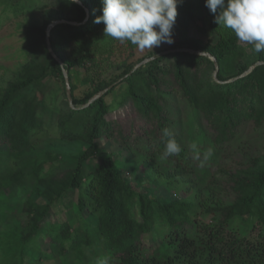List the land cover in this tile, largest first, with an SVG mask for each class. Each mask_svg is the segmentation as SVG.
<instances>
[{
  "label": "trees",
  "instance_id": "trees-1",
  "mask_svg": "<svg viewBox=\"0 0 264 264\" xmlns=\"http://www.w3.org/2000/svg\"><path fill=\"white\" fill-rule=\"evenodd\" d=\"M200 1L205 40L185 36L140 57L94 22L101 0L10 5L15 13L39 11L42 20L28 25L27 59L0 88V264L65 254L91 256V264H264V52L217 25L219 9L213 14ZM184 3L177 2L172 31L185 16L193 19ZM202 52L215 58V73ZM256 61L263 63L246 72ZM52 80L61 83V97L48 94ZM41 100L54 115L51 139L71 145L44 159L33 152ZM163 128L180 145L179 155L161 159ZM193 142L213 149L203 165L191 158ZM114 144L118 150L108 151ZM59 154L60 168L42 174ZM129 165L145 173V190L123 178ZM158 182L175 198L159 197L152 187ZM57 204L72 222L52 221ZM43 234L56 246L49 258L40 250Z\"/></svg>",
  "mask_w": 264,
  "mask_h": 264
},
{
  "label": "rangeland",
  "instance_id": "rangeland-1",
  "mask_svg": "<svg viewBox=\"0 0 264 264\" xmlns=\"http://www.w3.org/2000/svg\"><path fill=\"white\" fill-rule=\"evenodd\" d=\"M24 0H0V88L4 87L9 80L12 79L17 69L25 63L27 59L26 51L24 50L25 45V31L28 25L31 24H39L42 20V13L39 11L27 12V13H15L11 9V4L20 5ZM184 9L186 12L190 11L193 15V19L189 20L187 16L184 17L185 20L177 26L174 31H172V38L174 42L179 43L180 40L185 36H190L194 38H199L201 40H205V36L202 33V21L206 16V9L203 7V4L200 0H185ZM17 12V11H16ZM245 44V43H244ZM168 43H162L159 47H153L152 50L163 49L168 46ZM151 49L141 50L134 46L133 52L135 57H140L150 51ZM65 86V85H64ZM116 88L113 93H110L106 96L107 101H112L114 98V93L117 92ZM61 83L57 80L53 81L50 85V89L48 94L56 93L57 96L61 97ZM78 89L76 93H79ZM37 116L42 120V129L36 132V139L38 140L37 148L33 149L39 159L46 158V153H60L61 151L68 150L71 145H66L62 143H56L53 137L57 134V129L54 124V115L47 107L46 102L41 100L36 109ZM86 143L82 144L81 148H84ZM107 146V144H106ZM116 145L108 146V151L116 152L118 149L115 147ZM75 148V147H74ZM70 150V149H69ZM74 153V151H70ZM123 154H121L122 156ZM59 157L53 162H46L44 165V169H42V174L44 172H52L56 171L59 164ZM124 156V155H123ZM89 166L91 164L88 163ZM122 176L126 180L130 181L134 188L138 190H145L146 185V175L145 173H139V171L134 170V168L129 165L123 168ZM154 191L158 194L159 197L165 200H171L175 198V194L173 190L168 189L163 183H159L152 186ZM31 185L26 186L22 192L24 195H27ZM21 194V193H20ZM35 200L38 203L45 202L44 199L41 198L40 195L34 196ZM53 222H63V221H73V218L66 209H63L60 205L54 209V220ZM235 225V224H234ZM238 228V227H237ZM250 235L256 233V228L253 231H250ZM44 235V234H43ZM48 235L45 234L42 237L40 242V250L46 252V257L51 254H54L55 247L50 244ZM39 250V249H37ZM55 255V254H54ZM49 258V257H48ZM93 259L90 257L84 259H74L71 258L68 254L63 256H59L57 260L55 259H43L38 264H91Z\"/></svg>",
  "mask_w": 264,
  "mask_h": 264
},
{
  "label": "clouds",
  "instance_id": "clouds-1",
  "mask_svg": "<svg viewBox=\"0 0 264 264\" xmlns=\"http://www.w3.org/2000/svg\"><path fill=\"white\" fill-rule=\"evenodd\" d=\"M78 3L79 0H72ZM178 0H101V15L94 22L103 23L104 36L128 41L137 48L153 49L162 43H173L172 28ZM215 23L230 29L237 39L252 46L255 53L264 52V0H205ZM164 153L161 159L179 155L181 147L168 128L162 130ZM191 158L201 165L213 156L209 147L201 151L196 142L190 145ZM100 264H108L102 260Z\"/></svg>",
  "mask_w": 264,
  "mask_h": 264
},
{
  "label": "water",
  "instance_id": "water-1",
  "mask_svg": "<svg viewBox=\"0 0 264 264\" xmlns=\"http://www.w3.org/2000/svg\"><path fill=\"white\" fill-rule=\"evenodd\" d=\"M57 21L59 20H56L54 21L53 23H50L47 27H46V35L48 34V31L49 29L51 28V26L56 23ZM47 43V48L48 50L51 52V54L55 57V55L52 53V50L48 44V42L46 41ZM170 49H167L165 51H169ZM164 51V52H165ZM203 54L207 55L208 57H210L212 60H213V63H214V73L217 71V63H216V60L213 56L209 55L208 53L206 52H202ZM56 58V57H55ZM149 58H144L143 60H141L138 64H136L134 67H137L140 63L144 62V61H147ZM258 63H263L262 61H256L254 64L250 65L248 67V69L246 70L249 71L255 64H258ZM245 73V72H244ZM242 75V74H241ZM235 78V77H234ZM234 78H231V79H234ZM63 79H64V85H65V92H66V97H67V100L69 102V104H71V96H70V85H69V81H68V77H67V73L65 70H63ZM121 79V78H120ZM118 79V80H120ZM117 80V81H118ZM230 80V79H229ZM114 83L108 85L107 87L103 88L102 90L98 91L97 93H95L89 100L86 104H88L90 101L94 100L95 98L99 97L100 95H102L105 91H107ZM85 104V105H86Z\"/></svg>",
  "mask_w": 264,
  "mask_h": 264
}]
</instances>
